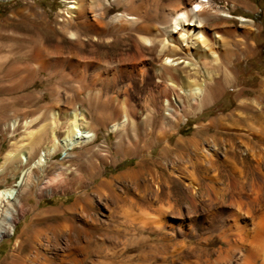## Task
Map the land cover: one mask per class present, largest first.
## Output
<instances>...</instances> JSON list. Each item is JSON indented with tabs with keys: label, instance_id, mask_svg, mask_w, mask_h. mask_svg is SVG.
Segmentation results:
<instances>
[{
	"label": "rangeland",
	"instance_id": "rangeland-1",
	"mask_svg": "<svg viewBox=\"0 0 264 264\" xmlns=\"http://www.w3.org/2000/svg\"><path fill=\"white\" fill-rule=\"evenodd\" d=\"M229 1L241 3V0ZM246 6L249 9L241 7L234 9L232 5L229 6L233 11V23L237 26H241L242 16L254 20V31L249 36H246L242 28L238 32L240 37L253 47V55L234 67L238 81L236 86L223 93L219 100L201 113L190 115L186 123L172 121L173 128H168L167 134L160 135L154 132L149 138L145 137L144 126L141 124L145 120H142V115L137 114L135 110L140 102L135 89L128 88L127 82L120 81L117 86L120 93L116 91L113 96L107 98L100 83L97 98L93 97L87 89L88 80L86 82L77 80L72 67L78 60L84 64L91 58L101 61L121 60L122 55L131 52L133 47V42L127 38V34H118L110 25L108 32L96 36L98 42H93V36L85 29L81 33L79 49L77 45L73 46L76 43L71 39V34L78 31L77 26L73 19L67 18V6L62 0H0V165L6 153L17 149L28 153L31 157L30 165L40 159L44 148L52 145L48 120V113L51 110L63 114L58 124V131L61 134L68 126L64 118L67 112L72 111L85 112L92 130L97 134L95 143L72 151V159L63 160L64 156L59 149L45 167L29 171L26 179H30L32 191L24 198L29 213L26 218L18 221L14 235L7 237L0 244V264H42L46 258L44 256L36 258L34 255L37 249L40 251L43 249L41 253L47 255L51 264H62V260L67 259L69 253L65 250L66 234L59 235L52 241L55 243L51 251L50 249L44 251L48 245V237L54 235L47 232V226L59 227L61 223L74 225L76 229L82 231L88 229L94 233L89 255L86 257L82 253L77 254L78 260H84L83 264H203L204 260L213 262L217 259L216 252L224 247L219 237L220 231L231 225L228 218V201L226 208L219 210L217 196L215 194L214 196L212 191L205 190L204 183L211 178L227 181L225 169L219 165H223L226 149L230 148V135L245 133L244 131L250 127H264V115L258 118L255 114L239 111L238 107L242 102L264 103L263 96L260 95L264 88V0H250ZM122 12L123 8H116L110 17L113 18ZM118 40L120 41L118 48L111 50L109 47ZM36 51L41 52L47 63H55L57 68L54 66L51 68L53 75L46 72L49 68L44 70L39 67L38 61L33 57ZM105 100H108L107 104L110 106L105 107ZM163 101L161 100L162 103ZM124 119L127 121L123 133L127 138H123L122 148L127 154L116 155V143L120 139L117 133H110L108 129ZM16 120L20 126L14 131L10 130V124ZM25 120L33 122L31 128L25 129L21 126ZM159 120L154 122V131ZM235 120L242 122L236 123ZM133 122L137 125L139 133H142L139 134L138 152L132 136ZM237 124L242 126L241 129L237 128ZM199 131H204V134ZM210 137L212 139L216 137V144ZM184 138L190 140L192 138L196 142L203 139L197 142L198 147L195 145L194 149V146L180 147L179 141L188 140ZM232 145L236 149L235 155H232L233 161L242 169V174L237 172L235 175L244 183L247 182L245 186L249 188L252 177L258 178L257 175H252L247 167V164L253 162L242 153L243 147L238 141ZM102 154L109 156V158L106 156L109 160L107 163ZM146 160L149 166L146 164L143 175L135 179L124 177L127 172H136L138 165ZM98 163L105 173L102 175L101 170L95 177L90 176L88 172ZM210 164L216 167L213 168ZM30 165L10 167L0 179V190H19L17 185ZM59 168L79 173L87 181H92L91 186L79 192L41 198L39 188L54 177L52 174ZM205 169L207 172H204ZM103 181L113 183L115 189L113 194L109 189H103L102 196L95 193ZM67 182L69 185H75L80 181L77 179L74 182L72 180ZM195 189L196 192L200 191L197 192V197L194 196L195 201L200 200L199 203L194 201L198 206L192 205L189 199L193 197L192 192ZM115 196L119 197L118 202ZM86 198H90L92 209L84 210ZM78 201H82L83 205L74 207ZM40 212L45 213L46 224L43 219L37 217ZM57 216L62 217V220L53 218ZM180 221L183 223L186 221L187 225H191L187 228L185 224L183 228L179 227L177 224ZM170 224L174 227L168 226ZM35 230L46 231L43 232L42 240L39 239V244L37 240L34 243L32 238ZM24 232L26 236H23ZM28 237L32 239L27 241ZM87 238L85 234L82 235L83 245H86ZM236 256L237 253L235 256L233 254V257L229 255L230 258L227 259L231 261L232 258L234 261ZM227 259L223 260L224 262L221 260L220 264H225Z\"/></svg>",
	"mask_w": 264,
	"mask_h": 264
},
{
	"label": "bare ground",
	"instance_id": "bare-ground-1",
	"mask_svg": "<svg viewBox=\"0 0 264 264\" xmlns=\"http://www.w3.org/2000/svg\"><path fill=\"white\" fill-rule=\"evenodd\" d=\"M249 1L250 0H241V3H236L230 2L229 0H113L112 2H110V0H62L63 4L67 6V18L73 19L78 29L76 33L71 34V39L76 43L73 45L74 47L77 45L79 48L83 30L86 29L89 34L93 36V42H98L96 36L106 34L110 25H112L114 31L118 34H127V38L133 42L132 51L123 54L122 59L119 61H101L97 58H91L89 62L83 64L78 60L72 66L74 75L77 80L84 82L88 80L87 89L91 96L93 95V97L96 98L99 93L98 84L100 85V83H102L103 90L106 92V97L108 98L113 96L116 91L120 93L117 88L118 82H127L126 86L135 89L140 97V102L135 110L137 114L142 115V120H145L144 123H141L144 126L145 137L150 138L153 136L154 132L165 135L167 134L168 128H173L172 121L174 122L177 120L176 123L178 121L186 123L190 115L197 114L198 112L201 113V111L209 107L213 102L215 103L216 100H219L218 98L221 97L223 93L236 86L238 81L234 74V67L237 63H241V61L253 55V47L247 40L241 38L238 32L239 29L242 28L246 36H249L254 31V20L246 19L242 16L240 19L241 26H237L233 23V11L229 9V6L232 5L234 9L237 7L249 9L246 6ZM116 8H123V12L111 18L110 14ZM109 43L111 44L112 41H109ZM119 43L120 41L118 40L109 48L114 50L118 48ZM33 57L38 61V65L41 69L45 70L49 68L46 72L52 74L51 68H53V66L55 67L54 62L47 63L39 51H36ZM79 58H81V56ZM87 77L88 79H86ZM154 84H157V86H154ZM260 95L263 96V100L264 88ZM161 100H164L163 103ZM105 102V107L110 106L107 104L108 100H105ZM115 107L114 104V108ZM238 107L239 111L255 114L258 118L264 115L263 101H255L253 103L242 102ZM109 108L107 109L109 110ZM62 115L60 111L56 110H51L48 113L52 145L44 148L37 162L31 163L30 165L31 157H29L25 150L20 149L11 150L3 157V161L0 165V179L10 167L28 164L30 167L23 175L21 182L17 185V187L20 188L19 190H0V244L7 237L14 235L18 221L26 218L29 213V209L26 208L24 200L32 191V183L30 179H26L27 175L30 174L29 171L45 167L53 154H55L56 151L58 152L59 149H61L60 151L64 156L63 160L67 161L73 158L71 155L72 151L82 149V147L93 144L97 140V134L92 130L89 117H87L85 112H67L64 121H66L68 126L66 131L61 134L58 131V124L60 123ZM157 117H160L158 118L160 120L157 124L159 128L157 127L156 131H154V122L158 120ZM128 118H130V116ZM126 121L127 119L118 121L108 129L110 133H117L120 139L119 141L117 140L118 142L116 143V155L127 154L124 151L125 149L123 150L122 148L123 138H127L126 134L123 133ZM241 122L237 121L236 123ZM263 122L260 121V123ZM32 123L33 122L29 120H25L21 123V126L25 129H29ZM145 124H148V127H146ZM133 125L132 136L138 152L140 135L142 133H139V129L134 122ZM19 126L20 123L16 120L10 124L9 128L14 131ZM236 126L239 129L242 127L240 124ZM244 132L245 133L238 132L229 136L230 148L226 149L227 152L224 156L223 165H219L225 169L227 181L211 178L204 183L205 190L212 191V194L217 196V199L215 197L213 198L219 201V210L224 209L228 201V218L230 219L228 220L231 222V225L220 231L219 237L224 247L216 252L217 259L213 262L211 260L201 261L203 264H220L221 260L225 261L229 255L233 257L235 253L238 255L236 256V260L232 261L231 258V261H228L227 259L228 262L226 261L225 264H264V127H250ZM174 135L173 133V136ZM192 138L191 140L184 138L188 140L179 141L180 147L189 148L192 146L191 148H193L194 146L195 149L197 142L203 139L201 138L199 141L196 139V142ZM215 139L216 137L212 140L216 144L217 139ZM237 141L243 147L242 153L245 156L247 155L253 162V164H247L249 172L258 177L257 179L252 177L249 188L245 186L247 182L244 183L241 181L242 179L237 178L238 175H235V173L238 172L240 174L242 171L238 164L233 161L232 157V155H235L236 151L232 143ZM196 147L198 146L196 145ZM101 156L105 157V163L109 161L108 155L102 154ZM106 156L108 158H106ZM146 164L147 160L138 165V170L136 172H127L124 177L135 179L137 176L143 175L146 171ZM210 165L213 168L216 167V165ZM101 170V164L98 163L88 174L95 177L98 171L100 172ZM102 171L103 175L105 170ZM204 172H207V170ZM204 172L202 171L203 174ZM52 175H54V177L47 180L43 186L39 188L38 192L41 198L44 196L53 197L57 194H67L69 192H79L85 190L92 184V181H87L84 179V176L79 175L77 172L72 173V171H68L66 168H59ZM77 179L80 181L79 184L69 185L67 182L69 180L74 182ZM197 188L198 187H196V189ZM103 189H109L112 194L115 190L112 182L103 181L101 185L96 188L95 193L102 196ZM196 189L192 192L193 197H187L191 199L192 205L196 204L198 201L200 202L199 199L196 200L197 202L195 201L196 195H198L197 192H200L199 190L196 192ZM201 195H204V193H201ZM118 196H115L117 202L120 200ZM3 200H5V202H3ZM194 201L196 203H194ZM82 203V201H78L74 207L81 206L83 205ZM84 203L86 204L84 210L92 209L90 198H86ZM219 212L217 215L220 214ZM44 216V212L37 214V217L43 219L46 224V218H44ZM53 218L62 220V217L59 216ZM184 224L185 228L191 225H187L186 221L185 223L180 221L177 225L182 227ZM168 226L174 227L173 224ZM156 227L157 226H155V228ZM43 232L46 231L35 230L33 232L32 238H34V243H36L37 240L39 244V239L44 236ZM47 232H51L54 235L52 237L47 236L48 245L44 251H48L49 249V251H51L54 248L53 243H55L52 241L56 240L59 235L66 234L67 242L65 250L69 252L66 257L67 259L69 258V260L63 259L62 264H83L84 260H78L77 254L82 253L83 256L85 255L86 257L89 255L92 248L93 232L88 229L82 231L76 229L74 225L69 226L63 223H61L59 227L48 225ZM83 234L88 237L86 245H83L81 242ZM23 236H26V232L23 233ZM30 237H28L27 241L32 239H30ZM15 247H17V245ZM26 248L29 249L27 246ZM31 249L34 250V248ZM42 250L40 251L37 249L36 255L34 256H36V258L44 256V258H46L44 262L51 264V260L47 259V255L41 253ZM33 259L34 258H32V260Z\"/></svg>",
	"mask_w": 264,
	"mask_h": 264
}]
</instances>
